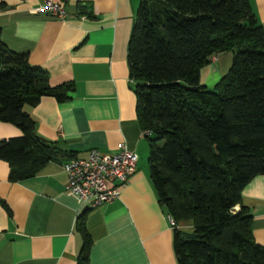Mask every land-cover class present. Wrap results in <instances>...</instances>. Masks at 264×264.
I'll return each mask as SVG.
<instances>
[{
	"label": "trees",
	"instance_id": "1",
	"mask_svg": "<svg viewBox=\"0 0 264 264\" xmlns=\"http://www.w3.org/2000/svg\"><path fill=\"white\" fill-rule=\"evenodd\" d=\"M225 51L229 66L208 89L199 71ZM126 65L148 178L174 222L175 263L264 264L240 204L242 187L264 174V28L249 1L137 0ZM72 89L71 82L48 85L44 69L0 39V121L21 131L0 139L9 181L75 156L36 135L24 109L43 96L62 102ZM85 211L74 220L81 237L74 264H89Z\"/></svg>",
	"mask_w": 264,
	"mask_h": 264
},
{
	"label": "crops",
	"instance_id": "2",
	"mask_svg": "<svg viewBox=\"0 0 264 264\" xmlns=\"http://www.w3.org/2000/svg\"><path fill=\"white\" fill-rule=\"evenodd\" d=\"M248 1L264 28V0ZM42 2L0 0V39L6 47L26 52L28 63L45 70L48 85H73L62 102L43 96L24 107L34 132L75 156L90 148L116 152L123 145L137 159L119 196L89 209L64 192L61 160L16 181L7 179L8 165L0 160V264H74L81 243L74 220L82 210L91 240L89 264H176L171 227L148 178L147 145L126 65L137 0H62L63 19L33 12ZM228 63V55H215L200 69V83L213 85ZM20 134L0 121V139ZM240 204L251 216L253 240L264 246V174L242 187Z\"/></svg>",
	"mask_w": 264,
	"mask_h": 264
},
{
	"label": "built area",
	"instance_id": "3",
	"mask_svg": "<svg viewBox=\"0 0 264 264\" xmlns=\"http://www.w3.org/2000/svg\"><path fill=\"white\" fill-rule=\"evenodd\" d=\"M32 11L56 19L65 17L62 0H43ZM214 59L213 55L209 61ZM136 159V154L123 145L116 152L90 148L84 156H74L61 162L65 174L63 190L86 209L108 203L119 196L135 170ZM166 217L169 225H173L172 218Z\"/></svg>",
	"mask_w": 264,
	"mask_h": 264
},
{
	"label": "rangeland",
	"instance_id": "4",
	"mask_svg": "<svg viewBox=\"0 0 264 264\" xmlns=\"http://www.w3.org/2000/svg\"><path fill=\"white\" fill-rule=\"evenodd\" d=\"M220 54L228 55V56H229V59H230V57H231V54H230L229 51H225V52H222V53H220ZM228 64H229V63H228ZM228 64H225V68H224L223 72H226V70H227V68H228V66H229ZM222 74H223V73H222ZM211 86H212V85H211ZM211 86H207V88L210 89Z\"/></svg>",
	"mask_w": 264,
	"mask_h": 264
}]
</instances>
